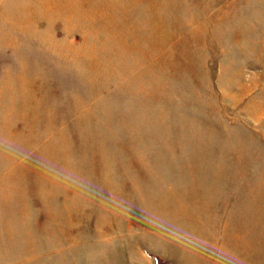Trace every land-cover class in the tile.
<instances>
[{
	"label": "rangeland",
	"instance_id": "1",
	"mask_svg": "<svg viewBox=\"0 0 264 264\" xmlns=\"http://www.w3.org/2000/svg\"><path fill=\"white\" fill-rule=\"evenodd\" d=\"M0 264H264V0H0Z\"/></svg>",
	"mask_w": 264,
	"mask_h": 264
}]
</instances>
